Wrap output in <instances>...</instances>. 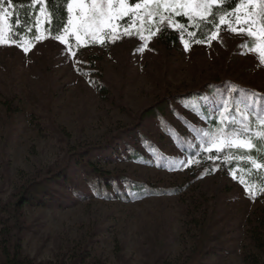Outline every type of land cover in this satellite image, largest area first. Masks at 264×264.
<instances>
[{"label":"rangeland","instance_id":"1","mask_svg":"<svg viewBox=\"0 0 264 264\" xmlns=\"http://www.w3.org/2000/svg\"><path fill=\"white\" fill-rule=\"evenodd\" d=\"M33 2L39 6L37 36L20 43L10 39L12 7L0 11L6 14L0 41V207L15 201L28 181L50 178L66 168L70 155L84 156L99 147L105 148V159L84 161L115 178L181 189L178 195L121 199L114 198L115 188L125 192L127 185L116 180L111 197H104L73 164L65 184L49 187L46 205L25 207V227L17 234L22 255L64 264H187L206 233L205 255L198 264H247L245 246L254 248L247 238V221L262 206L261 187L251 183L250 176L261 164L203 174L197 169L199 161L164 133L159 118L146 113L170 100L164 112L170 123L187 132L173 115L181 113L206 131L207 120L198 119L194 105L188 108L174 97L222 83L264 96V63L240 32L244 21H235V16L254 9L240 5L239 11L224 17L215 38L200 41L174 20L176 12L164 13L162 20L154 12L155 4L142 0L135 15H114L95 36L81 30L77 41L69 20L80 23V0L70 3L62 40L46 29L45 1ZM82 2L87 8L92 0ZM126 3L134 7L129 0ZM113 9H119V0H113ZM149 11L154 12L151 17ZM129 17L131 22L126 23ZM164 25L179 34V48L161 45ZM207 106L213 117L217 110L213 104ZM188 138L196 141L193 134ZM205 150L217 152V146ZM133 151L149 161L131 159ZM155 154L162 156L161 161L151 160Z\"/></svg>","mask_w":264,"mask_h":264},{"label":"trees","instance_id":"2","mask_svg":"<svg viewBox=\"0 0 264 264\" xmlns=\"http://www.w3.org/2000/svg\"><path fill=\"white\" fill-rule=\"evenodd\" d=\"M44 1L46 9L49 13V22L46 25L47 31L53 36L62 34L68 25L69 4L71 0ZM141 1L142 0H129L132 5ZM8 5L12 7V15L10 18V39L14 43H20L25 39H34L37 36L36 20L39 6L34 4L33 0H11V3H8V0H0V11ZM240 5L241 0H223V3L220 5L212 7L211 12L205 16L203 21L199 18L192 20L189 16H186L181 12H176L174 20L188 32L191 38L206 41L208 39L207 37L215 32V30L219 27L221 23L220 16L226 13L224 17H227ZM159 41L167 50L180 47L179 34L173 31L168 25L161 27ZM249 43L251 46V40ZM230 88L231 86L228 87L226 83H222V86L219 88L211 86L208 90H206L207 92L184 94L176 96L174 99L179 101L181 105H187L188 108L190 105H194L193 109L196 111L198 119H203L207 116V130L217 131L222 126L227 130L231 126L227 122L221 125L218 119V112L221 110L218 101L228 92ZM98 89L101 92L106 93L105 87L98 86ZM232 98L233 100L239 99L243 101L244 94L238 91L232 93ZM233 100L229 101V115L232 114L234 109L237 107V105L233 103ZM169 101L170 100H164L163 102L158 103V106L149 110L146 115L149 117L159 118L160 125L163 128L164 133L172 138L175 145L183 151V153L199 161L197 169L202 170L203 174L225 169L229 172L234 171L239 167L246 169L251 166V162L244 160L249 155L251 159L261 164L262 168L250 176V181L251 183L257 182L259 187H261L259 197L261 199L262 206L256 209L247 221V238L251 241L254 248L250 249L248 246H245L243 259L247 264H264V191H262V189H264V147L260 146L258 138H254L252 140L254 147L250 150H241L233 147L226 148L219 153L206 152L205 148L207 146L202 145L201 138L196 135V131L201 130L202 128L196 126L190 119H187L181 113L177 114L173 112V115L178 117L179 120L184 123L187 132H184V128H177L166 119L164 112ZM208 104H213L214 108L217 110L213 117H210L211 108L207 106ZM239 107L243 110V103H241ZM248 117L250 121L249 131H257L258 125L255 122V116L249 112ZM237 120H239V117H237ZM194 129L196 131H194ZM189 133L196 137V141L194 143L188 138ZM132 134L136 135L135 131H133ZM131 137L135 138L137 136L131 135ZM151 145L152 144H149V147ZM109 149H107V151ZM104 150L105 148L99 147L89 150L84 154V156L80 154L70 155V164H67V166H65L66 168H62L60 172L54 174L50 178H43L39 181H28L26 185L20 188L15 201L11 202L7 206L0 207V211L5 213V215H1L0 213V264H64L58 261L36 262L33 259L24 257L22 255L21 242L18 240L17 234L25 227V207L28 205H46L45 199L48 195H50L49 187L54 183L65 184L69 167L73 164L83 169L85 179L92 184L96 193L104 197H111L109 194L110 188L113 187V183L116 184V180H121V183L127 185V189L125 192H122L120 188L116 186L115 190H118V192L114 198L120 197L121 199H128L129 197L131 199H142L146 196L178 195L181 189L180 187L174 186L162 188L152 183L133 182L125 176H116L115 178L110 172H105L95 167V165L89 160L88 162L84 161V158L88 159L89 157L91 158L95 156L104 158ZM226 154L230 157L228 160L224 159ZM130 155H132L131 159L137 161H149L146 156L139 154L138 151H133ZM161 157V155L155 154L151 160L153 162L161 161ZM217 158H220L221 160ZM52 172L54 171L52 170L48 173L51 174ZM201 228H203V226ZM202 230L204 231L205 228ZM202 235L205 236H202L197 242V250L194 255L190 256V261L187 262V264H198L201 258L205 255L202 251L208 239L206 237V233H203Z\"/></svg>","mask_w":264,"mask_h":264},{"label":"snow or ice","instance_id":"3","mask_svg":"<svg viewBox=\"0 0 264 264\" xmlns=\"http://www.w3.org/2000/svg\"><path fill=\"white\" fill-rule=\"evenodd\" d=\"M11 3V0H8ZM145 5L155 4V13L161 15V19H165L164 13L177 12L179 9H186L183 13L189 16L190 19L196 20L199 18L201 21L204 20L205 16L211 12L213 5L217 3H223V0H143ZM247 5L250 9H254L244 14L243 17L237 15L235 16V21L237 23L244 21V28L240 29L241 34H246L251 40L250 50L255 51L259 54V59L261 63H264V0H241V6ZM81 9V16L79 17V24L75 21L69 20V24L73 25V31L76 32V39L79 41L81 39V30L84 35H93L102 30L105 26H109V21H111L115 16H125L128 13L135 15L137 10H140L141 3H135L134 7L129 8L126 0H119V9H113V0H92L90 6L85 8L82 0L77 5ZM258 9V10H255ZM71 6L69 11H71ZM239 11V7L236 9ZM153 11L148 12V16L151 17L154 14ZM5 13L0 12V41L4 38V29L2 22L5 18ZM226 15V13L224 14ZM224 15L220 16V21L224 20ZM170 18V17H168ZM131 22V17L129 21ZM259 25V27H256ZM114 29V25H110ZM231 31H236V29H230ZM108 35H111L108 33ZM216 33L213 32L209 35L208 39L215 38ZM58 40L64 39L63 37L57 35L55 37ZM143 39V37H141ZM29 49L24 48L27 52ZM74 55V53H73ZM244 92L243 101L239 99L233 100L232 93ZM233 100V103L237 105L232 114L229 115V101ZM220 104V111L218 112V119L223 125L227 122L231 127L227 130L222 126L217 131L212 130H198L196 135L201 138L202 145H206L209 149L211 146H217V153L220 152L221 147L228 148H238L241 150L253 149L252 140L258 138L260 146L264 147V96L256 93L247 92V90H238L236 88H230L226 94L218 101ZM243 103V110L240 109L239 105ZM203 110V108H202ZM251 112L255 116V122L258 125L257 131L250 132V121L248 113ZM239 117V120H237ZM205 119H208L206 116ZM211 158V157H210ZM229 155H225L224 159L228 160ZM247 159H251L250 155ZM184 161L183 163H187ZM251 163L256 165V161L252 160ZM259 167V165H257ZM264 191V189H262ZM250 198H252L251 192L249 193Z\"/></svg>","mask_w":264,"mask_h":264},{"label":"crops","instance_id":"4","mask_svg":"<svg viewBox=\"0 0 264 264\" xmlns=\"http://www.w3.org/2000/svg\"><path fill=\"white\" fill-rule=\"evenodd\" d=\"M72 1V0H71ZM71 3V2H70ZM69 6H70V4H69Z\"/></svg>","mask_w":264,"mask_h":264}]
</instances>
